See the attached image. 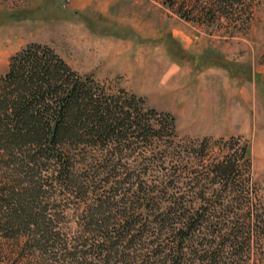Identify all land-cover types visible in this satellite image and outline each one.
<instances>
[{"label":"trees","instance_id":"trees-1","mask_svg":"<svg viewBox=\"0 0 264 264\" xmlns=\"http://www.w3.org/2000/svg\"><path fill=\"white\" fill-rule=\"evenodd\" d=\"M234 142L235 155L183 183L172 115L29 46L0 79V233L26 238V253L50 264H249L255 234L254 264H264V226L204 231L207 183L225 193L251 182L237 181L250 160L240 165L249 149ZM223 196L215 210L225 211Z\"/></svg>","mask_w":264,"mask_h":264},{"label":"rangeland","instance_id":"rangeland-1","mask_svg":"<svg viewBox=\"0 0 264 264\" xmlns=\"http://www.w3.org/2000/svg\"><path fill=\"white\" fill-rule=\"evenodd\" d=\"M68 1L63 7L60 0H0V79L16 54L47 46L109 93L125 90L172 115L180 161L189 165L183 183L235 155L240 140L249 149L240 165L248 159L250 170L237 181L251 182L225 193L207 183L204 231L225 225L248 236L264 226V0ZM222 195L225 211L215 210ZM251 240L244 256L254 264L255 234ZM26 241L0 233V264H50L26 253Z\"/></svg>","mask_w":264,"mask_h":264},{"label":"built area","instance_id":"built-area-1","mask_svg":"<svg viewBox=\"0 0 264 264\" xmlns=\"http://www.w3.org/2000/svg\"><path fill=\"white\" fill-rule=\"evenodd\" d=\"M63 7H67L69 1L68 0H60Z\"/></svg>","mask_w":264,"mask_h":264}]
</instances>
